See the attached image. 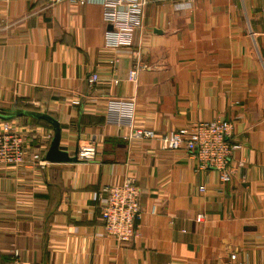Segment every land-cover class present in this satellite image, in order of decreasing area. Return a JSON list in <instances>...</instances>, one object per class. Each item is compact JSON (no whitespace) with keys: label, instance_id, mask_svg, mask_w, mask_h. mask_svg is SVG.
<instances>
[{"label":"crops","instance_id":"crops-1","mask_svg":"<svg viewBox=\"0 0 264 264\" xmlns=\"http://www.w3.org/2000/svg\"><path fill=\"white\" fill-rule=\"evenodd\" d=\"M47 3L0 0V107L49 111L62 148L98 137L101 156L0 165V264H264V0H149L137 82L130 49L105 45L100 3ZM129 97L136 124L159 133L230 120L238 147L227 176L157 137L126 139L106 101ZM5 122L27 135L28 157L46 154L52 126ZM129 174L141 189L140 234L120 242L104 231L98 193Z\"/></svg>","mask_w":264,"mask_h":264},{"label":"built area","instance_id":"built-area-1","mask_svg":"<svg viewBox=\"0 0 264 264\" xmlns=\"http://www.w3.org/2000/svg\"><path fill=\"white\" fill-rule=\"evenodd\" d=\"M72 1L79 4L100 3L104 9V18L112 28L106 32L105 45L113 49H130L135 62L128 72V80L137 82L139 73L148 67L142 60L141 51L135 48V35L144 28L145 8L149 0H48L46 8ZM192 0H186L190 3ZM118 61V58H115ZM98 74L91 76L98 80ZM35 105L39 102L32 101ZM106 107L109 122L129 127L124 137L129 140L142 138H159L165 147L172 149L185 148L198 162L199 169L212 168L227 176L234 150L238 147L232 140L233 123L222 117L211 121H197L191 125L158 132L152 127L136 124V99H108ZM54 131L48 133L51 141ZM48 146V145H46ZM98 137L81 139L79 157L84 162L97 160L101 156ZM47 148V147H40ZM48 150V149H46ZM45 153L39 149L28 157V137L16 130L10 122H5L0 129V165L32 164L43 166ZM204 190V187H202ZM99 211L107 235L120 242H129L140 234L141 189L134 175H127L117 182L104 184L98 193ZM14 258H20V251H14ZM240 264V263H235Z\"/></svg>","mask_w":264,"mask_h":264},{"label":"water","instance_id":"water-1","mask_svg":"<svg viewBox=\"0 0 264 264\" xmlns=\"http://www.w3.org/2000/svg\"><path fill=\"white\" fill-rule=\"evenodd\" d=\"M110 28H112V26H110ZM0 116L4 118L13 116H29L49 121L53 127L54 135L44 156V160L55 163H76L82 161L79 157V148H76L75 151L71 153L69 150L61 147L62 125L60 120L49 111L16 106L13 109L7 110L0 107Z\"/></svg>","mask_w":264,"mask_h":264},{"label":"trees","instance_id":"trees-1","mask_svg":"<svg viewBox=\"0 0 264 264\" xmlns=\"http://www.w3.org/2000/svg\"><path fill=\"white\" fill-rule=\"evenodd\" d=\"M16 107H25V108H30V109H38L36 106L32 105V104H23V103H17L15 105ZM32 119L36 122H39L40 124H43V125H51V123L45 119H42V118H34L32 117Z\"/></svg>","mask_w":264,"mask_h":264}]
</instances>
